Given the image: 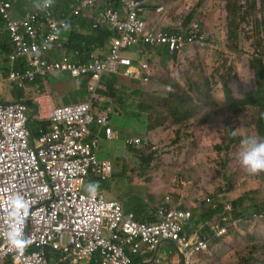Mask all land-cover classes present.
<instances>
[{
  "label": "built area",
  "instance_id": "2783aa9c",
  "mask_svg": "<svg viewBox=\"0 0 264 264\" xmlns=\"http://www.w3.org/2000/svg\"><path fill=\"white\" fill-rule=\"evenodd\" d=\"M75 1L80 3L75 15L96 2ZM140 5V1H127L129 15L125 21L109 9L104 20L95 23V26L105 25L104 21L109 20V26L122 32V37L111 43L106 59L101 61L94 58L81 63L73 62L69 57L50 60L45 56L53 44L59 43L60 32L68 28L67 20L57 19L51 7L46 8L40 19L33 16L20 25L10 23L14 46L12 60L26 59L39 75L66 74L73 80L87 78L89 82L85 103L58 106L48 94L37 99L39 118L49 122L50 129H41L35 139L26 105L0 104V260L12 255L16 264H45V250L50 248L56 252L58 264H86L96 255L101 259L96 264H128L130 260L125 255V247L138 253L143 252L144 246L150 247L151 251L158 250L166 242L183 253V264H193L196 255L213 247V237L199 234L203 226L192 234L186 233L189 215L184 212L162 209L159 223L145 224L137 221L134 214L126 213L120 202L110 201L105 192H99L95 199H89L84 192L88 179L94 177L92 175L107 179L114 169L110 161L99 160V137L93 128L97 123L105 128L107 139L113 138L109 115L94 113L104 75L121 74L131 81L144 82L153 76L149 64L145 62L138 68L133 67L130 58L121 56V49L136 45V36H140L148 45L146 47L154 49L168 45L174 52L196 40L201 28L200 23L195 22L190 36L179 39L154 30L152 25L146 28L137 18L136 9ZM11 7L12 2L0 0L4 18L11 17ZM163 11L161 6L157 13ZM40 25L45 28L38 30ZM34 74L28 71L26 78L32 80ZM127 144L139 146L141 140L128 139ZM17 193L23 195L28 215H21L15 228L29 235L32 241L22 254L10 249L6 239L7 231L12 227L8 216L11 198ZM256 218L262 219L264 215ZM238 223L239 219L230 220L228 214H223L218 221H211L209 227L216 238H221Z\"/></svg>",
  "mask_w": 264,
  "mask_h": 264
},
{
  "label": "rangeland",
  "instance_id": "374dc122",
  "mask_svg": "<svg viewBox=\"0 0 264 264\" xmlns=\"http://www.w3.org/2000/svg\"><path fill=\"white\" fill-rule=\"evenodd\" d=\"M228 1L238 3L232 8L238 10L242 8L239 17L243 12L247 14L250 12V16H246L238 28L239 45L243 48V53L239 54L241 58L238 55L232 58V52L230 50L226 52L225 49L228 45L226 37L229 16L233 18L231 12L227 10ZM249 1L164 0L165 10L162 13L169 15L168 21L171 23L185 21L187 15L194 12L193 21L198 20L202 23L209 40L218 43V49L213 50V46H209L203 51L185 52L180 61L174 64L169 61L166 65H163L161 57L155 53H145L155 77L159 76V78L151 81L146 88L140 85L142 91H146L149 95L140 98L142 105L136 112L138 116H129L115 105L104 110L100 106L102 102L112 100L100 92V100L96 104L97 110L110 115L111 129L116 133L113 140H108L104 132L101 133L102 127L96 125L95 131L99 136L98 157L102 161L109 159L114 165L115 174L109 180L110 189L105 190L109 199H117L123 204L128 202L135 205L130 206L133 210L138 207L144 215H151L169 196L174 203L181 202L190 208L196 218L210 207L205 203V197L224 190L227 201L232 202L237 195L244 200L237 213L253 214L264 210L262 183L264 178L260 174H249L237 156L242 150L243 141L249 136L259 137L256 128L246 123L248 119L257 121V110L251 111L253 108H250L248 112H251L247 119L242 114H237L238 119H241L240 123L245 121L239 126L237 117H234L236 113L232 115L226 113L228 104L224 98L223 88L221 85H216L214 97L220 108L207 105L199 111L196 107L195 116L186 122H181L180 125H175L174 121L168 119L175 113L171 98L168 96L177 91L180 93L181 89L187 88L192 83L202 81L211 83L222 77L227 81L230 93L234 95L245 94L256 88L254 76L243 69L247 68V59H250L255 50L253 43H256L259 37L264 38V35L258 32L256 22V19L261 18L260 0H257V9L252 12L249 11ZM13 48L14 46L10 47L11 50ZM65 52V49L62 51L54 46L50 54L61 57ZM247 55L250 57H246ZM235 59L239 61L236 66ZM0 61H6L4 50L0 52ZM21 61L27 63L25 59H20L13 64L19 66ZM201 66H205L202 73ZM235 69H238L237 77H235L237 75ZM47 77L49 78L50 75ZM0 78L4 80L0 85V101L11 102L13 100L9 99L10 91L13 89L10 85L11 81L3 78L2 75ZM70 82L73 81H64V83ZM121 82L119 81V84L131 89L139 84L130 80ZM78 91L75 89L72 97L77 98ZM194 92L197 90L192 93ZM86 95L84 91L80 92L77 100H84ZM192 98L196 99L195 96ZM130 102L131 100H125L126 105ZM97 110L95 113L98 112ZM115 114L120 118L115 117ZM141 118L147 119V126L153 129L145 130ZM234 118L236 121L233 120ZM162 122L165 123L159 126L158 124ZM231 124L237 128L235 134L239 137V141L234 142L227 149L225 146ZM135 136L149 139L150 148H127L126 138ZM98 183L101 189L102 182L98 181ZM84 192L87 193L86 184ZM201 225L198 222L193 223L194 228ZM159 255L163 264H169L172 258L176 262L178 258L181 260L170 243L161 249ZM148 258L152 260L153 256L149 255ZM245 262L264 264V220L243 223L233 235L215 244L208 254L202 255L198 264H245ZM49 264L53 263L50 261Z\"/></svg>",
  "mask_w": 264,
  "mask_h": 264
},
{
  "label": "trees",
  "instance_id": "16d2710c",
  "mask_svg": "<svg viewBox=\"0 0 264 264\" xmlns=\"http://www.w3.org/2000/svg\"><path fill=\"white\" fill-rule=\"evenodd\" d=\"M127 1L129 0H100L96 10L94 11V17H97L108 6H111V10L114 13L118 14L119 19L125 21L129 15ZM136 1L141 2L140 7L136 9L137 18L144 22L146 28L149 25H152L154 30L162 31L163 33H166L176 39H179L180 36H190L194 23H200V21L198 20L193 21L194 12L189 13L185 21L171 23L167 20L169 17V15L167 16V13L157 14L155 12V9L158 4H164V0H150L147 2H144L143 0ZM43 2L44 0H32L29 3L23 2L22 0L17 1L13 4V12L18 13L20 17H9L8 19H6L0 15V44L4 42H11L12 32L9 27L10 23H17L18 25H20L21 23L26 21L25 16L29 12L39 13L43 6ZM37 4L41 5V7L38 8L36 6ZM235 5H238V3L234 1L227 2V10L231 12L233 18L229 16V28L226 37L228 45H226L227 47L225 49L226 52H229V50L232 52V58L234 55L239 56V54L243 53V48L239 45L240 36L238 33V28L240 23L246 18V16H250V12L248 14L246 12H243L242 16L239 17L240 15L238 14L242 8L240 10L234 9V7L232 8V6ZM75 7L76 4L73 2V0H54V16L57 19H63L67 21L70 20V28L67 31H64V33L61 35L63 46H61L60 50L63 51L65 49L66 52L72 54L74 58L79 59L80 62H86L94 58H97L100 61L106 59V56L108 55L106 54L107 43H112L113 41L121 38L122 32H120L117 28H112L111 26H109V20L104 21L105 25L95 26V23L98 20H104L103 17L105 13H103V17L98 18L96 22L93 19L87 18L85 16H72L71 13L75 9ZM256 9L257 0H250L249 11L252 12ZM260 14L261 18L256 19L258 28L257 30L258 32H262L264 35V0H260ZM36 16L38 19H40L44 16V14H38ZM40 22H42V20H40ZM151 22H154V25ZM200 25L201 28L199 32H197V39L194 40L192 43H187L181 50H175L174 52H171L170 47L168 45H160L158 47H155L154 49L146 47L148 45L143 42L142 37L135 35L138 38V43L131 47L121 49L120 54L123 57L130 58L133 63V67L138 68L143 63L148 62L145 53L149 52L155 53L157 56L161 57L163 65H166V63L169 61L173 64L175 62L180 61L183 58L185 52L189 53L190 51L195 50L203 51L206 50L209 46H213V50H217L218 43H214L211 39L209 40V37H207L206 35L207 32L203 28L202 23H200ZM41 28L45 27H43L42 25L38 26V30ZM253 46L255 47V50L253 51L251 57L249 55L246 56H249L250 59H247V68H244L243 70L251 72V74L254 76V79L256 81V88L254 90L241 95L231 94L230 89L227 85V81L222 77L217 81H211V83L210 81L192 83L188 85L187 88L181 89L180 93H178L177 91L176 93H173L169 96V98H171L172 105L175 108V113L174 115H171L173 118L169 117L168 119L174 121L175 124H179L181 122H186L192 119L196 114V107L199 108V111L207 105L215 108H220L219 103L214 97V87L216 85H221L223 88L224 98L229 108L228 109L226 107V113H229L230 115L236 113L234 117H237V114H242L247 119L251 111L257 110V121L253 122L252 120L248 119L246 123L250 124L252 128H256L257 135H259L260 138H264V38L259 37L256 43H253ZM4 51L6 53V61H0V71L4 76H8L11 71L25 72L29 68L30 63L28 61L27 63L21 61L19 67L11 65L8 57L13 53L14 50L7 51V47H4ZM239 58L241 57L239 56ZM237 64H239V61L235 59L234 65L236 66ZM204 70L205 66H201L200 72L202 73L204 72ZM151 71L155 75L153 69H151ZM235 71L237 72V75L235 77H237L238 69H235ZM34 75L35 78L33 82L30 83V81H24V85L22 88H19L17 85H14V88L12 89V94L15 96V100H23V102H27L30 112L34 109L32 105V99L44 90V87L42 86V79H45V76L39 74ZM158 78L155 79L158 80ZM127 80L130 79L121 74L120 76L110 74L103 78V80L101 81V85H104L105 90H100L99 92H101L104 96H107L112 100L111 102H103L100 105L104 110H107L113 105H115L118 109H121L125 114L129 116H138L136 112L138 108L142 105L140 98L143 95L149 94L146 93V91H142L140 85H137V87L131 89L126 88V86H124L123 84H119V81L121 82ZM75 81L81 84V88H84L86 86V82H88V79L83 78ZM29 85L32 87H30ZM195 89L197 90V92L192 93ZM204 95L206 96L208 101L206 100ZM192 96H195L196 99L193 100ZM125 100H131V102L126 105ZM96 104H94V113L95 110H97ZM250 108L253 109L248 112ZM97 111L98 112L95 113V115H99L101 113L99 110ZM114 116L120 118L118 114H115ZM149 118H151V116ZM141 119V124L145 128V130L153 129L147 126V119ZM167 120L165 122H167ZM233 120L236 121L235 118ZM239 120L241 119H238L237 123L239 126H242L245 121L240 123ZM159 122H161V120ZM165 122H162V124L159 123L158 125L162 126ZM43 125V122H36L35 124L31 125V131L33 132V134L36 135L37 130ZM96 125L97 123L95 124V127ZM45 126L46 129L49 130V124L46 123ZM235 131H237L236 126L234 124H231V126L228 128L229 138L225 148L229 149L234 142L239 141V137L236 136ZM139 149H146V147L144 146L143 148ZM260 176H263L264 178V173H260ZM98 181L102 182V187L100 190L110 189L109 180H97L89 178L87 184L90 182ZM225 196L226 192L224 190L209 195L207 200L205 201L207 205H210V207H208V211H204L201 215L199 214L196 218L192 214L191 219L193 223L204 221H218L220 219V216L223 214H228L231 220L235 213L234 218L243 216L241 218L243 224L252 222L255 219L254 215L261 212L260 211L248 215L243 212L237 213V210L241 207L244 200L240 199V196L238 198H235L232 202H229L225 199ZM208 199L210 201H208ZM123 206L125 212L134 213L135 218L140 222L155 223L158 221L156 211L151 215H144L141 212V215H143L144 217L140 218L137 215L136 211L133 210L132 207H130H134L135 205L126 202L123 204ZM227 207H230V209L227 210ZM234 233L235 232H231L223 238H216L214 239V242L217 244L218 242L233 235ZM201 235L209 236L211 235V233L208 229L205 228L201 232ZM209 252H206L205 254H208ZM91 264H93V261ZM245 264H248V262H245Z\"/></svg>",
  "mask_w": 264,
  "mask_h": 264
},
{
  "label": "clouds",
  "instance_id": "9594fccd",
  "mask_svg": "<svg viewBox=\"0 0 264 264\" xmlns=\"http://www.w3.org/2000/svg\"><path fill=\"white\" fill-rule=\"evenodd\" d=\"M7 1H10V2H12V7H11V9L9 10V12H10V15H11V17H14V14H15V12H13V4L15 3V0H7ZM150 1V0H149ZM99 2H100V0H96V2H95V4L92 6V7H89V10H90V13H91V15H89L95 22L97 21V19L98 18H100V17H103L102 16V14L103 13H106V11L107 10H109V9H111V6H108L104 11H102L97 17H94V11L96 10V8H97V6H98V4H99ZM53 4H54V0H44V2H43V6H42V8H41V10H43V9H46V8H49V7H51V6H53ZM38 8H40L41 7V5H39V4H37L36 5ZM164 7V4H158V6L156 7V9H155V12L157 13V10L159 9V7ZM78 8V6L75 8V9H77ZM164 9H165V7H164ZM75 11V10H74ZM82 14V10L80 11V14L79 15H75V16H80ZM158 14V13H157ZM161 14H163V13H161ZM0 15L4 18V14L0 11ZM151 23H153V25H154V22H151ZM60 41L61 42H59V43H55V44H53L48 50H47V52H50L51 50H52V48H54V46H57L59 49L61 48V46H63V43H62V40L60 39ZM4 44V46L5 47H7V49H8V51H10L11 49H10V47L11 46H13V43H12V40H11V42H9V43H6V42H4L3 43ZM12 50H14V48L12 49ZM108 50V49H107ZM148 50H149V48H148ZM108 54V53H107ZM13 55V53L8 57V59H9V61H10V63H11V65H14V66H17V65H15V64H13V62L14 61H17V60H20V59H24V58H18V59H15V60H12L11 59V56ZM47 58H49L48 56H46ZM63 57H68V56H61L60 58H58V59H54V60H60L61 58H63ZM73 62H80V60L79 59H77V60H74L73 58H71V57H69ZM50 59V58H49ZM26 60V59H25ZM51 60V59H50ZM91 60V59H90ZM89 60V61H90ZM27 61V60H26ZM89 61H86V62H89ZM86 62H81V63H86ZM147 64H149V62H146ZM149 66H150V68L151 69H153L152 68V66L149 64ZM17 67H19V66H17ZM28 71H30V72H34L35 74H38L37 72H35V66L34 65H32V64H30V66H29V68L25 71V72H16V71H11L10 73H9V75L8 76H4L2 73H1V75H2V77L3 78H7L9 81H11V84L10 85H12V87L14 88V85L16 86H18L19 88H22L23 87V85H24V81H30V83L31 82H33L34 81V78H35V75H34V78L32 79V80H30V79H28V78H26V76H27V72ZM62 75V74H61ZM64 75H66V74H64ZM107 75H110V73H108V74H105L104 75V77L105 76H107ZM112 75H120V74H112ZM42 76H45V75H42ZM68 76V75H67ZM22 77H24V78H22ZM69 77V76H68ZM103 77V78H104ZM45 78H46V76H45ZM156 77H155V75L153 74V76H151L150 77V81H148V82H144L143 80H138V81H133V82H138L139 84L138 85H141L143 88H146L148 85H149V83L151 82V81H156V79H155ZM72 79V78H71ZM73 80V79H72ZM103 80V79H102ZM74 82H76L77 83V81H75L74 80ZM88 82H89V80H88ZM87 82V83H88ZM30 86V85H29ZM88 86V85H87ZM30 87H32V86H30ZM103 87V86H102ZM103 89H104V87H103ZM103 89H101V90H103ZM146 90V89H145ZM17 91V90H16ZM10 93H12V89H11V91H10ZM44 94H48V95H50V97L52 98V102L54 103V101H53V97H52V95L49 93V92H41V93H39L37 96H35L33 99H32V105H33V107H34V109L30 112V109L28 108V105H27V102H23V100H19V101H17V100H15V98L11 101V102H7V103H12V102H16V103H22V104H24V105H26V107H27V117H28V121H29V123H30V129H31V125H33V124H35L36 122H43L44 123V125L43 126H41L38 130H37V134L36 135H34L33 134V132L31 131V133H32V137H33V139H35V138H37L38 137V135L40 134V130L41 129H45V130H47L46 129V126H45V124L46 123H48L49 124V129H50V123L49 122H46V120H42V119H40L39 118V114H38V111H37V99L39 98V97H41V96H43ZM98 96H99V99L96 101V102H98L99 100H100V92L98 93ZM169 97V96H168ZM24 99H27V98H24ZM87 99H88V91H87V96H86V98L84 99V100H82V101H77V102H75V103H71V104H55V105H58V106H70V105H76V104H80V103H85L86 101H87ZM96 102H95V104H96ZM2 102L0 101V104H1ZM103 103V102H102ZM104 111H102L101 113H103ZM105 113H107V112H105ZM108 114V113H107ZM109 115V114H108ZM109 117H110V115H109ZM111 122H112V120H111V117H110V125H109V128L111 129ZM174 123V122H173ZM175 124V123H174ZM97 125H99V124H97ZM175 125H180V123L179 124H175ZM100 126V125H99ZM102 127V126H101ZM35 128V127H34ZM94 128V132H96L95 131V129H96V127L94 126L93 127ZM112 130V129H111ZM48 131V130H47ZM104 132V134H106V131H105V128L104 127H102V131H101V133H103ZM112 133H113V138L112 139H108V140H113L116 136H115V132H114V130L112 131ZM97 135V134H96ZM97 137H99L98 135H97ZM107 138V137H106ZM128 139H140L141 140V144L139 145V146H136V145H130V144H127V140ZM150 143H151V141H149V139H147V138H142V137H137V136H135V137H128V138H126V140H125V145H126V147L127 148H130V147H134V148H136V149H139V148H143L144 146L146 147V149L147 148H150ZM98 153V152H97ZM237 156H238V158L240 159V161L242 162V165H243V167L247 170V172L249 173V174H251V175H257V174H260V173H264V138H260V137H257V136H249L245 141H243L242 142V150L240 151V152H238L237 153ZM99 158V157H98ZM100 160V159H99ZM101 162H103L102 160H100ZM105 161H110L111 163H112V161L111 160H109V159H107V160H105ZM113 167H114V165H113ZM114 174H115V172H114V169H113V173H112V175H111V177H109V178H107V179H102V178H100V177H98V176H95V175H92V176H94L92 179H97V180H111L112 178H113V176H114ZM262 183H263V185H264V181H262ZM99 189H100V185H99V183L98 182H90V183H88L87 185H86V191H87V193H88V196H89V199H95L96 197H97V194H98V191H99ZM105 192L106 193V191L105 190H100V192ZM106 195H107V193H106ZM107 198H108V196H107ZM109 199V198H108ZM110 201H117V202H119L117 199H115V200H113V199H109ZM207 199H206V197H205V201H206ZM121 203V202H120ZM122 205H123V203H121ZM124 207V206H123ZM10 209H11V211L8 213V216L11 218V220H12V227H10L9 228V230L7 231V237H6V239H7V243H8V245L10 246V249H14V250H16V252L18 253V254H22L30 245H31V237L29 236V235H26L25 233H23V232H21V231H18L16 228H15V223H17L18 221H19V217L21 216V215H23V216H27L28 215V209H27V203H26V201H25V199H24V197H23V195H21V194H19V193H17V194H15L12 198H11V203H10ZM162 209H166L167 211H170V210H174V211H177V212H184L185 213V215L186 214H188L189 215V217H186V222H187V226L185 227V231H186V233L188 234V232L190 233V234H192L193 233V231L194 230H196L197 228H199V227H196V228H194L193 227V221H192V211H191V209L190 208H188V207H186L183 203H174L173 201H171V198L168 196V197H166V199L164 200V202L161 204V205H159L158 207H157V209H156V215H157V219H158V221L157 222H155V223H159L160 222V211L162 210ZM127 213V212H126ZM129 213H132V212H129ZM132 214H134V213H132ZM234 215H235V213H234ZM234 215H233V220H234ZM246 215H248V214H246ZM261 215H264V210L263 211H261L260 213H258V214H255L254 215V220H256V221H262V220H264V218H262V219H260V218H256L257 216H261ZM135 216V215H134ZM243 216H240V217H238L237 219H239V223H238V226L236 227V228H233L229 233H231V232H236V231H238L239 229H240V227H241V225H242V221H241V218H242ZM136 219V218H135ZM137 220V219H136ZM138 221V220H137ZM140 222V221H139ZM211 221H207V222H198V223H201L202 225L201 226H203L202 227V229L199 231V234L201 235V232L206 228V229H208L209 230V232L211 233V235H209V236H206V237H213V239H212V243L214 242V239L216 238L215 237V234L210 230V227H209V223H210ZM140 223H147V222H140ZM150 224H153V223H150ZM228 233V234H229ZM228 234H226V235H224V236H221V238H223V237H225V236H227ZM202 236V235H201ZM166 244H169V243H163V244H161V246L158 248V250H156V253H153V251H151V255L153 256V259L151 260L150 258H148V257H145L144 256V254H143V252H133V250L131 249V247H129V246H127V247H125V255H126V257H128L129 258V263L128 264H136L135 262H134V258H135V256H141V257H144L143 258V260H142V262H144V264H162V261H161V256L159 255V252L161 251V249L166 245ZM171 244V243H170ZM216 243L214 242V245H215ZM213 245V246H214ZM174 247V246H173ZM175 248V247H174ZM213 248V247H212ZM211 248V249H212ZM175 250H176V252L178 253V255L180 256V258H181V260H180V263L179 264H183L184 262H183V253L181 252V251H179V250H177L176 248H175ZM209 251H211V250H209ZM209 251H207V252H209ZM206 252H204V253H200V254H198V255H196L195 256V258H194V262H193V264H198V262H199V260H200V257L202 256V255H204ZM97 257H99L98 259H97ZM45 258H46V263L45 264H49V262L50 261H53L55 264H58V262H57V255H56V252H54L53 250H51L50 248H46V250H45ZM7 259H11L12 260V262L14 263V264H16V262H15V260H14V258H13V256L12 255H9V256H6L5 258H3V259H1L0 260V262H2V261H5V260H7ZM92 261H93V264H96V263H100L101 262V259H100V256L99 255H96L95 257H94V259H90V260H88L87 262H86V264H91L92 263Z\"/></svg>",
  "mask_w": 264,
  "mask_h": 264
},
{
  "label": "crops",
  "instance_id": "0c3cea01",
  "mask_svg": "<svg viewBox=\"0 0 264 264\" xmlns=\"http://www.w3.org/2000/svg\"><path fill=\"white\" fill-rule=\"evenodd\" d=\"M23 2L29 3L27 1H23ZM73 2L76 4V7L77 6H80V3L76 2L75 0H73ZM53 7H54V4H53V6H51L52 11H53ZM74 10L71 13L72 16H75L74 15ZM44 11L45 10L43 9V10H40L39 13L29 12L25 16V18H26V20H28V19H31V17L36 16L38 14H41L42 15V14H44ZM70 12H71V10H70ZM89 15H91L89 8H82V14L80 16H85V17L89 18L90 17ZM14 17L18 18L20 16H19L18 13H15L14 14ZM90 19H92V18L90 17ZM67 22H68V28H67V30H68L70 28V20L67 21ZM67 30H62L60 32V35H59L60 36V39H61V35L64 33V31H67ZM59 42H61V41L59 40ZM110 46H111V43L110 42L107 43V45H106L107 49L110 48ZM4 47L5 46L3 45V43L0 44V52H1V50H4ZM107 53H108V50H107ZM45 56H48L51 60L60 58V57H56L54 54H50V52H46L45 53ZM63 56H68V57L73 58L74 60H77V59L74 58V56L72 54L70 55L68 52H65L63 54ZM0 75H1V71H0ZM42 80H43L42 86L44 87L43 92H49L52 95L53 101H54L55 104H71V103H75L74 100L75 101L77 100V98L79 97V93L80 92L84 91L87 94V85H88L87 82H86V86L84 88H81V84H79V82L78 83L74 82V80H72L70 77H68L67 75H64V74H62V75L61 74H58V75H50L49 78L47 77V78L42 79ZM1 81H4V80H2L0 78V85H1ZM49 81L54 82V83L51 84V82H49ZM64 81H73V82L64 83ZM75 89L79 90L78 91V97L77 98H76V96H73L72 97V92ZM12 95L13 94L10 93V97H9L10 100L11 99H14V97H15L14 95L13 96ZM86 96H85V98H86ZM77 101H79V100H77ZM237 197H238V195L235 196V198H237ZM139 210H141V209L138 208V207L135 208V211H136L137 215L140 218H143L144 216L141 215V212H139ZM153 253H156V250H154ZM143 254H144L145 257H149V255H151V249H150V247L144 246L143 247ZM98 258L99 257H97V259ZM143 258L144 257H141V256H135L134 262L136 264H144V262H142ZM165 260H168V259H165ZM161 261H162V258H161ZM51 262L53 264H55L53 261H51ZM179 263H180V259L179 258H178V261L177 262L174 261V258H172V260H171V262L169 264H179ZM0 264H14V263L12 262L11 259H7L5 261L0 262Z\"/></svg>",
  "mask_w": 264,
  "mask_h": 264
}]
</instances>
